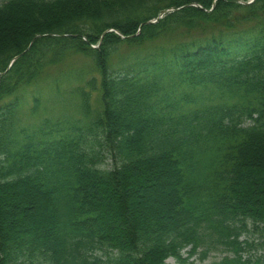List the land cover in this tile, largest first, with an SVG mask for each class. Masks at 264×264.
Segmentation results:
<instances>
[{"label": "trees", "instance_id": "trees-1", "mask_svg": "<svg viewBox=\"0 0 264 264\" xmlns=\"http://www.w3.org/2000/svg\"><path fill=\"white\" fill-rule=\"evenodd\" d=\"M239 1L0 4V264H164L188 247L264 264V0ZM176 29L217 32L113 72L120 45ZM69 57L92 65L80 120L7 125Z\"/></svg>", "mask_w": 264, "mask_h": 264}, {"label": "rangeland", "instance_id": "rangeland-1", "mask_svg": "<svg viewBox=\"0 0 264 264\" xmlns=\"http://www.w3.org/2000/svg\"><path fill=\"white\" fill-rule=\"evenodd\" d=\"M4 1L5 0H0V4ZM241 13L244 12L241 11ZM237 14L240 15V12ZM159 17L161 18L162 16ZM204 30H200L198 32H202ZM216 32L214 30H210L207 35H201L197 33V30L188 31L186 29H176L170 34L161 35L158 39L151 41L140 48L122 44L112 57L111 65L113 67V72L117 73L120 71L122 61H125L124 58L126 59L131 57L130 60H133L134 57L151 54L159 48L168 47L173 44L175 45L176 43H182L183 41H190L193 39L197 40L203 36L210 37L209 35ZM88 60L89 59L83 57H69L63 64L49 69L44 81L41 82L38 87L28 88L23 94H19V98L22 99V101L19 104L12 106H15L14 118L12 121H8L7 125L10 122V124L13 125V128L15 127L17 129V132L22 133L26 130L28 134H32L33 131L37 132L41 128H48L50 125L56 124L57 122H65L66 119L80 120L79 118H81V116L78 111L79 100L78 97L72 93V90H74L73 86L79 82V80H77L80 79L78 77V72H82V74H84V78L88 77L87 73L88 71H91L90 67H92ZM209 90L211 89H208V91ZM208 91H206L204 95L208 97L212 96L209 95ZM60 94L61 97L59 96ZM34 95L38 96L40 102V106L36 113H33L32 111L33 101L30 99ZM11 103L14 104L12 100H7L4 104H2V106L4 107ZM7 118L10 119L9 117ZM44 121H50V123H47V125L44 124ZM68 127L70 126L64 124V133L68 132ZM101 143H103V141H101ZM103 166H105V168L112 167V161L109 159L104 160ZM243 239L244 237L241 240ZM190 253L191 251L188 247L181 252L183 260L179 261L176 258H168L164 264H214L220 262L225 255L222 248L210 252L204 259L201 251L193 254ZM261 255L264 256V250L256 254L258 257Z\"/></svg>", "mask_w": 264, "mask_h": 264}, {"label": "water", "instance_id": "water-1", "mask_svg": "<svg viewBox=\"0 0 264 264\" xmlns=\"http://www.w3.org/2000/svg\"><path fill=\"white\" fill-rule=\"evenodd\" d=\"M254 1H255V0H252L251 2H249V3H244V4H251V3H253ZM167 12H168V11H163V12H162V15L165 14V13H167ZM149 23H150V22H149ZM107 32H112V30H109V31H107ZM107 32H106V33H107Z\"/></svg>", "mask_w": 264, "mask_h": 264}]
</instances>
